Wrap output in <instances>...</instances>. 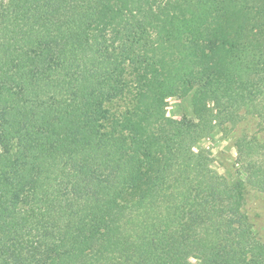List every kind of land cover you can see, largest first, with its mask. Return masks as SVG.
Masks as SVG:
<instances>
[{"label": "trees", "instance_id": "16d2710c", "mask_svg": "<svg viewBox=\"0 0 264 264\" xmlns=\"http://www.w3.org/2000/svg\"><path fill=\"white\" fill-rule=\"evenodd\" d=\"M164 1L169 4L180 0ZM183 1L195 6L187 5L194 13V8L211 0ZM115 2L123 4L128 0H0V264H42L35 251L25 252L30 243L36 242L32 231L43 233L40 244L45 247L38 253L44 249L43 257L49 259L54 233L67 240L65 246L77 234L85 233V226L90 228L86 225L90 220L88 238L75 250L79 256L74 254L71 259L59 260V264H78L88 246L96 247L94 253L98 254L89 264H194L191 261L194 256L199 257V264H264V241L255 240L252 219L242 214V200H237L234 194L243 187L250 196L253 192L264 194V163L252 168L248 185L238 181L230 189L223 182L204 186L192 180L178 194L176 190L167 196L174 203L165 208L166 214L156 206L152 219L121 214L115 225L111 215L122 206L119 199L130 189L129 183L138 184L144 165L137 170L132 162L122 164V147L127 144L102 136L104 121L109 115L123 112L130 115L136 110L145 114L147 100L164 106L168 91H174L157 85L164 75L157 68L167 56L154 54L161 48L166 52V47L152 40L149 33H144L146 43L150 44L146 57L143 55L147 62L140 58V68H129L126 62L121 65L120 57H125L126 52L119 54L114 50L107 56L106 40L97 34L92 38V22L102 23L105 12L111 11L109 8ZM154 2H146L151 10ZM145 21L146 25L149 18ZM140 23L141 32L135 31L134 35L144 30L143 22ZM180 36L198 40L202 34L197 37L189 29L186 35L178 32L172 35ZM147 38L151 41L147 42ZM177 67L183 69L184 65ZM127 72L134 74L128 80L130 85L122 87L120 78L124 80ZM206 89L188 88L184 92L187 95L191 91L194 100L204 102L209 97L203 98ZM231 96H220V101L227 103L228 99L233 104L230 111L233 127L247 123L236 147L240 156L251 155L254 150L263 149L264 104L255 96ZM160 113L159 122H152L148 115L149 128L154 124L153 133L158 136L153 140H160L170 128L165 110ZM250 119L257 121L248 125ZM143 121L147 120L141 118L139 123ZM129 124L133 131L135 123L129 120ZM84 130L90 136V144L74 141L67 155L61 151L50 154L41 143L54 142L60 138L59 133L67 138L77 137L76 133ZM113 130L117 133L115 126ZM134 147L139 156L141 146ZM171 147L169 144L168 149ZM186 152L188 155L180 152L165 157L169 164L166 169L175 167L176 171L189 175L195 171L193 155L190 149ZM177 156L184 162H177ZM132 160L133 156L127 152L126 161ZM161 161L164 160L159 158L157 162ZM13 173L36 182V198L30 201L17 198ZM145 198L134 207H143ZM83 214L90 216V220ZM101 226L108 233L101 234Z\"/></svg>", "mask_w": 264, "mask_h": 264}, {"label": "rangeland", "instance_id": "374dc122", "mask_svg": "<svg viewBox=\"0 0 264 264\" xmlns=\"http://www.w3.org/2000/svg\"><path fill=\"white\" fill-rule=\"evenodd\" d=\"M132 1L128 0L123 4L112 3L109 8L111 11L105 12L106 19L102 23L92 22L90 34L92 38L97 34L106 40L107 56L114 50L119 54L126 52L127 55L121 56L119 63L122 65V62H126L129 68L134 66L140 68V58L142 62H147L145 57L150 44L146 43L145 35L149 33L152 40L156 39V43H161L166 47L164 50L166 52H162L163 48H161L154 54V56L157 54V56H167L166 60L164 58V64L157 68V71L159 69L164 72L157 85L165 90L171 87L174 91H168L164 106L160 102L147 100L145 104L148 105V110L144 111L145 114L136 110L130 115L123 112L118 116L109 115L104 121L105 128L102 130V136L113 141L121 140L123 144L125 142L127 144L126 147H122L124 156L122 164L128 165L132 162L137 170L144 165L138 184L129 183L128 188L130 189L124 193L125 196L122 195L119 199L122 206L115 209L111 215L115 225L121 214L128 216L131 213L135 218L141 219L151 216L152 219L155 216L156 206L163 209L166 214L168 210L165 208L174 203L167 196L175 194L176 190L178 194V190L184 188V184L187 185L192 180L202 182L204 186L213 182H223L230 186V189L238 181L248 185L249 176L254 170L252 168L263 166L264 163V145H262V150H254L251 155L240 156L236 142L247 123L233 127L230 124V111L233 109V104L228 99L227 103L220 101V96L223 95L230 98L231 95L243 94L248 97L255 96L254 99L258 98L257 101L264 104V94L261 93L264 91V0H211L200 5L199 8H194V13L188 10L187 5L195 6H190L188 1L183 0L169 4L166 1L162 3V0H154L155 7L153 6L152 10L146 4L147 0H134L135 4H132ZM150 4L153 5V2ZM193 14L195 19H192ZM137 16L139 17L136 19ZM146 18H149V21L145 25ZM137 20L140 21L136 25ZM140 22H143L145 28L141 34L135 33L134 35L133 32L139 31ZM189 29L195 32L197 37L201 33L202 37L198 40L186 36L172 37L175 32L186 35ZM140 40H144L142 44ZM148 41L151 40L147 38ZM109 46L111 49L108 48ZM136 59H138L137 64ZM179 64L184 65V68H178ZM131 74L133 76L134 73L127 72L123 75L124 80L120 78L122 87L127 85L128 80L132 78ZM142 85L147 90L145 86L148 85L145 81ZM188 88H207L203 93V98L209 97L204 102L194 100L191 91L187 95L184 92ZM161 91L163 89H160ZM109 99L110 97L107 100ZM106 106H109L108 103ZM162 108L165 110L170 128L160 140L159 138L153 140L158 136L153 133L154 124L152 129L149 128L148 115H151L152 122L155 120L159 122ZM141 118L147 121L140 124ZM205 118L210 121L204 122ZM129 120L135 123L133 131H131ZM251 121L255 124L257 120L250 119L248 125ZM118 123L119 126L116 127ZM114 126L117 133L113 130ZM125 130H127L126 133L122 134L121 132ZM76 134L77 137L67 138L64 133H59L60 138L54 142L47 143L43 140L41 143L45 144L44 150L50 154L56 155L61 151L67 155L71 153V144L74 141L78 140L83 145L90 144L91 139H88L90 136L87 135L86 130ZM186 138L187 141L184 140ZM137 144L142 148L139 156L135 153L137 149L134 145ZM169 144L173 148L168 149ZM151 145H153L152 149ZM189 149L193 155L191 160L195 171H190L189 175V172L176 171L175 167L166 169L169 164L165 157L168 159L170 153L178 155L180 152L188 155L186 151ZM127 152L133 156L132 161H126ZM159 158L164 161L157 162ZM175 160L184 162L178 156ZM11 179L20 201H30L36 198L35 181L23 179L15 173L11 174ZM158 192L161 195L158 196ZM234 194L237 200H242V214L249 215L252 219L255 240L263 242L264 194L257 195L253 192L250 196V193L245 194L244 187ZM144 197L146 198L143 207H134ZM178 199L180 200V196ZM82 216L90 220V216L87 217L86 214ZM90 221H86V225H90L91 228ZM151 223L153 222L149 221V224ZM105 225L111 227L109 224ZM88 228L85 226V233L82 231L81 234H77L65 246L67 240L64 241L60 233H54L52 243L55 242L49 259H44V249L38 253V250L45 247L43 243L40 244L43 233L32 231L36 242L30 243V248L25 252L35 251L36 257L38 254L43 260L42 264H59V260L71 259L74 254L79 256L75 250L78 244L88 238L87 232L90 231ZM100 229L101 234L107 232L102 226ZM84 249L86 254L81 257L78 264H89L98 256L94 253L97 251L96 247L88 246ZM191 261L194 264L200 263L197 256L192 257Z\"/></svg>", "mask_w": 264, "mask_h": 264}]
</instances>
